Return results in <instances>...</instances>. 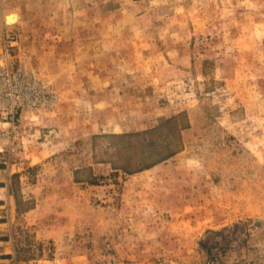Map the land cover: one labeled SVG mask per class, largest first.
<instances>
[{
    "label": "rangeland",
    "instance_id": "rangeland-1",
    "mask_svg": "<svg viewBox=\"0 0 264 264\" xmlns=\"http://www.w3.org/2000/svg\"><path fill=\"white\" fill-rule=\"evenodd\" d=\"M0 65V264H264V0H0Z\"/></svg>",
    "mask_w": 264,
    "mask_h": 264
},
{
    "label": "built area",
    "instance_id": "built-area-1",
    "mask_svg": "<svg viewBox=\"0 0 264 264\" xmlns=\"http://www.w3.org/2000/svg\"><path fill=\"white\" fill-rule=\"evenodd\" d=\"M35 80L32 73L19 69L10 71L7 66L0 65V113L13 120L20 109L35 104L42 96ZM42 90L48 94V87L43 86Z\"/></svg>",
    "mask_w": 264,
    "mask_h": 264
},
{
    "label": "bare ground",
    "instance_id": "bare-ground-1",
    "mask_svg": "<svg viewBox=\"0 0 264 264\" xmlns=\"http://www.w3.org/2000/svg\"><path fill=\"white\" fill-rule=\"evenodd\" d=\"M7 20L10 22V21H14L15 20V17H13V16H9V17H7Z\"/></svg>",
    "mask_w": 264,
    "mask_h": 264
},
{
    "label": "trees",
    "instance_id": "trees-1",
    "mask_svg": "<svg viewBox=\"0 0 264 264\" xmlns=\"http://www.w3.org/2000/svg\"><path fill=\"white\" fill-rule=\"evenodd\" d=\"M174 118H176V117H174ZM174 118H172V119H174ZM172 119H171V120H172Z\"/></svg>",
    "mask_w": 264,
    "mask_h": 264
}]
</instances>
